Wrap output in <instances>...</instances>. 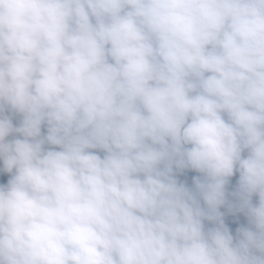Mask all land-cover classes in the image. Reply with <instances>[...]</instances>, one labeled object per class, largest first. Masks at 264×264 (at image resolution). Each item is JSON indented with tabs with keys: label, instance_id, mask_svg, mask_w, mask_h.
I'll list each match as a JSON object with an SVG mask.
<instances>
[{
	"label": "clouds",
	"instance_id": "obj_1",
	"mask_svg": "<svg viewBox=\"0 0 264 264\" xmlns=\"http://www.w3.org/2000/svg\"><path fill=\"white\" fill-rule=\"evenodd\" d=\"M0 264H264V0H0Z\"/></svg>",
	"mask_w": 264,
	"mask_h": 264
},
{
	"label": "trees",
	"instance_id": "obj_2",
	"mask_svg": "<svg viewBox=\"0 0 264 264\" xmlns=\"http://www.w3.org/2000/svg\"><path fill=\"white\" fill-rule=\"evenodd\" d=\"M191 175H195V173H192ZM235 179V178H234ZM255 199V198H254ZM221 211H224V209H221ZM231 217H228V218H226V222H228L229 223V226L233 229V231L235 230V228L236 227H238L239 226V224H237V223H232L231 222ZM241 222L242 223H246V220H244L242 217H241Z\"/></svg>",
	"mask_w": 264,
	"mask_h": 264
}]
</instances>
